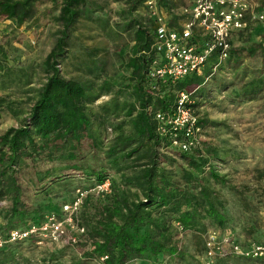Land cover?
Wrapping results in <instances>:
<instances>
[{"label": "trees", "instance_id": "1", "mask_svg": "<svg viewBox=\"0 0 264 264\" xmlns=\"http://www.w3.org/2000/svg\"><path fill=\"white\" fill-rule=\"evenodd\" d=\"M45 1L56 7L52 21L57 31L51 48L37 66L43 80L23 93H31V97L25 99L29 106L19 124L0 133V200L8 201L6 207L0 206V218L4 220L0 233L25 227L29 222L25 221L24 194L17 175L24 160L58 157L65 162L64 167L49 172L56 174L51 178L59 180L58 170L71 169L92 179L88 187L110 179L106 203L94 208L95 219L88 230L93 255L98 260L106 256L100 261L102 264H126L133 258L166 253L174 257V263H181L182 256L171 242V222L183 229L200 231L203 221L216 226L225 222V200L220 188L226 186V178L214 163L225 161V154L215 147L191 151L169 147L166 137L156 133L153 113L170 110L180 91L191 93L193 106V99L205 96L204 85L207 79L214 78L222 62L218 63L212 55L198 74L192 73L174 84H151L147 71L154 56V21L149 15L142 21L135 15L147 0H127L121 26L123 32L130 31L131 45L121 64L127 75L118 80L102 77L105 66L97 62L94 52L84 49L79 58L74 47L77 26L92 19L94 0H0V17L14 20L19 26L32 19L36 5ZM154 1L163 10L176 8V0ZM73 50L74 55L70 56ZM253 57L264 61V48L250 45L247 49L230 50L223 62L237 71L243 61ZM4 60L0 49L2 86L6 81L7 86L19 88L32 84L29 77L35 69L26 74L21 71L26 77L24 82L19 77L13 81L11 71L3 67ZM69 60L73 75L66 78L59 68ZM246 69H241V74L249 80L235 93L237 101H252L264 92V70H252L246 75ZM101 95H108V101L93 106ZM8 97H0V106L11 115H20L23 102ZM197 123L201 127L204 121L197 119ZM82 141L91 156L102 160L98 167L75 162ZM42 218L38 215L30 221ZM12 250L11 244L0 248L1 255L8 253L0 257V264L24 263ZM216 261L264 264L263 258L232 254ZM152 264H162V260Z\"/></svg>", "mask_w": 264, "mask_h": 264}, {"label": "rangeland", "instance_id": "2", "mask_svg": "<svg viewBox=\"0 0 264 264\" xmlns=\"http://www.w3.org/2000/svg\"><path fill=\"white\" fill-rule=\"evenodd\" d=\"M127 0H94L95 11L92 19L81 21L74 34V47L77 57L81 58L84 49L93 51V56L99 64L105 66L102 77L120 79L127 73L122 71L121 64L127 57L131 45L130 31H122V23L126 14ZM192 0H176L177 6L189 5ZM255 12L264 15V0H248ZM158 10V9H157ZM163 13V9L159 8ZM56 15V7L51 2H43L35 7L33 18L16 25L14 20L0 17V49L4 53L3 67L9 69L13 81L26 77L20 74L30 73V86L19 88L18 85L3 86L0 79V97L10 95V100L20 99V115H11L0 106V133L8 127H16L19 118L26 112L29 101L25 100L28 89L36 88L42 82L43 76L37 68L44 56L51 48L55 39L57 27L52 21ZM135 15L142 21L149 15L144 4L139 7ZM98 17V18H97ZM247 29L232 35L230 50L247 49L250 45L264 48V22L247 19ZM105 26L102 27V24ZM257 49V48H256ZM259 49V48H258ZM76 51V50H75ZM79 51V52H78ZM74 55V50L69 53ZM246 69V75L252 70H264V61L253 57L243 61L241 69ZM60 73L64 77L73 75L70 60L60 66ZM233 71L224 62L214 78L207 79L203 98L193 99L194 113L199 120L204 121L199 133V148L215 147L225 154L223 162L215 167L226 178V186L220 188V194L225 200L222 226L209 225L203 221V230L183 229L171 222V242L182 256L181 263L173 262L172 256L150 255L133 258L126 264H152L161 261L162 264H203L204 242L210 231L215 232L217 241L222 236L234 238L246 245L250 242H264V92L252 101H237L235 93L249 78L242 76V70ZM24 79V80H23ZM4 82V80H2ZM12 84V83H10ZM8 87V88H7ZM219 87V88H218ZM108 95H101L94 105L107 102ZM112 122V121H111ZM107 135L109 130L107 129ZM85 141L80 143L79 157L76 163L98 167L102 162L99 156H91ZM60 158L40 157L32 161L24 160L22 169L18 172V182L24 194L25 221L33 220L38 215L52 212L58 219H62L61 206L72 202L77 189L87 190L92 179H87L80 171L58 170L59 180L51 178L57 172L56 168L64 167ZM41 180H37V178ZM51 180H55L53 183ZM110 184V179H107ZM106 194H95L92 191L84 193L77 210L73 214V222L82 226L84 236H76L73 227L64 225L67 234H73L74 243H50L33 236L23 241L10 243L13 253L25 264H102L93 255L88 234L89 226L95 218L94 208L106 203ZM7 200H0V206L6 207ZM65 224V223H63ZM4 220L0 218V230ZM14 244V245H13ZM2 255H8L2 254ZM0 253V257H2ZM215 256L212 264H217ZM23 263V264H24Z\"/></svg>", "mask_w": 264, "mask_h": 264}, {"label": "built area", "instance_id": "3", "mask_svg": "<svg viewBox=\"0 0 264 264\" xmlns=\"http://www.w3.org/2000/svg\"><path fill=\"white\" fill-rule=\"evenodd\" d=\"M144 5L154 21V56L147 71L151 84L160 81L174 84L192 73L198 74L212 55L216 56L218 63L225 61L232 35L247 29V19L264 22V15L255 12L248 0H192L189 5L169 8L163 13L154 0H147ZM192 102L190 92L180 91L175 94V104L170 110L153 113L156 133L166 137L171 148L181 151L199 148L201 127ZM87 191L106 194L109 192L108 180L94 183L87 190L77 189L72 202L61 206V220L48 212L36 222L29 221L25 227L0 233V248L33 236L50 243H74L76 236L84 235V229L73 222L72 216ZM64 225L73 227L75 237L66 233ZM218 240L215 232L210 231L204 242L203 264H212L215 256L227 254L264 259V242L243 245L226 235ZM105 257L100 256L99 261Z\"/></svg>", "mask_w": 264, "mask_h": 264}]
</instances>
